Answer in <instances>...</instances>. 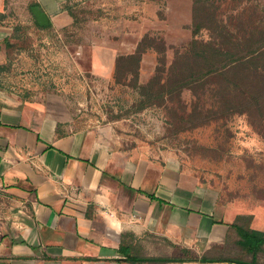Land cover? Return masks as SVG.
Here are the masks:
<instances>
[{"label":"rangeland","instance_id":"374dc122","mask_svg":"<svg viewBox=\"0 0 264 264\" xmlns=\"http://www.w3.org/2000/svg\"><path fill=\"white\" fill-rule=\"evenodd\" d=\"M33 3L12 0L19 19L0 58V88L64 95L80 121L110 127L116 146L197 174L218 193L222 219L264 231V99L241 111L245 94L258 88L255 77L230 74L224 92L214 78L179 90L178 82L201 65L190 58L171 68L193 38V0H66L50 6V16L69 12L62 28L36 26ZM197 22L204 39L260 36L264 0H199ZM161 90L172 92L158 97ZM234 238L228 242L235 245ZM236 247L226 254L251 260ZM256 260L264 264V250Z\"/></svg>","mask_w":264,"mask_h":264},{"label":"crops","instance_id":"0c3cea01","mask_svg":"<svg viewBox=\"0 0 264 264\" xmlns=\"http://www.w3.org/2000/svg\"><path fill=\"white\" fill-rule=\"evenodd\" d=\"M35 2L70 23L66 8L50 16L66 0ZM11 5L0 0V58L19 19ZM217 199L178 163L113 144L64 95L0 88V264H235Z\"/></svg>","mask_w":264,"mask_h":264},{"label":"trees","instance_id":"16d2710c","mask_svg":"<svg viewBox=\"0 0 264 264\" xmlns=\"http://www.w3.org/2000/svg\"><path fill=\"white\" fill-rule=\"evenodd\" d=\"M199 0H193L192 6V34L193 38L189 43L186 51L178 54V57L174 59L171 64V68L175 67L177 62L187 61L190 58L194 59L197 65H201L197 70H192L183 80L178 82L179 90L183 87H189L194 84H201V81L206 78L222 79L220 82L223 88L221 92L231 89V82L225 80L230 74L252 75L258 84L256 91H252L249 94H245L241 103L244 108L241 111H251L255 106H260L264 99V32L260 36H253L250 34H220V35H208L206 39L199 37V32L202 24L197 22V3ZM39 5L33 3L30 5V12L33 15L32 7ZM36 26L41 27L34 18ZM51 23L49 22L48 26ZM14 32L12 37L14 36ZM12 37L6 41V46L10 43ZM132 58H136L135 55H130ZM123 58L119 56L117 60ZM182 58V59H181ZM139 61V57L136 59ZM182 60V61H181ZM180 68L183 69V64H180ZM155 80V76L153 77ZM152 78V79H153ZM158 79V78H157ZM156 79V80H157ZM139 86L145 87L144 82L136 79ZM153 82V81H152ZM151 85V81L148 82ZM166 92H172V90H161L158 93V97H163ZM238 216V219H241ZM249 219V217H248ZM230 232L235 235L234 244L239 246L245 253L251 255V260L246 261L240 258L232 257L233 259H227V261L234 262L235 264H262L257 262L256 257L259 251L264 250V231L250 228L247 224H240L234 221L230 224ZM168 261L170 259H162ZM201 261H210L206 257H201Z\"/></svg>","mask_w":264,"mask_h":264},{"label":"water","instance_id":"95a60500","mask_svg":"<svg viewBox=\"0 0 264 264\" xmlns=\"http://www.w3.org/2000/svg\"><path fill=\"white\" fill-rule=\"evenodd\" d=\"M31 9L37 23L40 26H47L49 24V18L41 7L33 6Z\"/></svg>","mask_w":264,"mask_h":264}]
</instances>
